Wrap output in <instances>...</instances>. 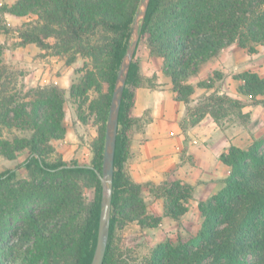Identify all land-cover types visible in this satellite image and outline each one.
<instances>
[{"label": "trees", "instance_id": "16d2710c", "mask_svg": "<svg viewBox=\"0 0 264 264\" xmlns=\"http://www.w3.org/2000/svg\"><path fill=\"white\" fill-rule=\"evenodd\" d=\"M138 4L139 0H16L10 6L0 5V14L34 15L17 30L18 45L35 44L89 60L90 69L71 85L69 94L80 97L93 88L96 94L88 109L98 123L88 164L54 153L50 141L66 132L62 93L53 85L10 93L9 82L2 79L0 56V155L14 159L26 150L15 167L0 172V264H90L100 211L96 170H101L104 126ZM0 30L9 31L4 25ZM140 42L151 56L162 58V72L176 98L185 104L182 128L205 115L220 125L232 117L247 123L249 115L242 113V107L264 106V75L255 72L233 75L239 81L238 92L248 101L219 93L217 88L193 100L194 87L188 83L199 64L220 49L235 43L252 53L264 43V0H149L120 100L102 264H264V135L253 138L246 148L230 145L219 155L229 171L222 188L198 203L202 221L194 235L157 244L140 263L122 257L116 233L120 224L135 221L150 227L159 221L147 215L142 188L161 199L164 215L177 223L191 197L189 184L137 183L126 170L138 121L132 115L135 90L150 82L140 72L136 57ZM220 77L214 72L197 86L210 89ZM13 128L23 134H2L3 129ZM20 168L28 179H16ZM84 188L92 191L89 200L83 197Z\"/></svg>", "mask_w": 264, "mask_h": 264}, {"label": "crops", "instance_id": "0c3cea01", "mask_svg": "<svg viewBox=\"0 0 264 264\" xmlns=\"http://www.w3.org/2000/svg\"><path fill=\"white\" fill-rule=\"evenodd\" d=\"M155 60L159 63L156 66ZM149 61L154 62L153 66L142 71L146 76L154 75L155 79L153 84L135 90L132 115L138 121L131 134V156L126 170L137 183L177 180L189 184L191 197L181 222L190 211L198 210L200 201L222 188L229 168L220 161L219 155L230 145L246 148L253 138L264 135V106L245 104L241 111L249 115L247 123L232 117L220 125L205 115L193 126L182 128L185 104L176 98L170 79L162 72L160 59L150 57ZM214 71L221 74L216 82L219 93L248 101L246 95L238 92L239 81L233 75L243 71L264 75V43L257 44L252 53L232 43L201 62L196 74L188 79L194 87L193 100L215 89V85L210 89L197 86L198 81L211 78ZM151 198L153 204L162 206L161 199Z\"/></svg>", "mask_w": 264, "mask_h": 264}, {"label": "rangeland", "instance_id": "374dc122", "mask_svg": "<svg viewBox=\"0 0 264 264\" xmlns=\"http://www.w3.org/2000/svg\"><path fill=\"white\" fill-rule=\"evenodd\" d=\"M14 2L16 0H0V5L7 4L10 6ZM31 20H34L32 14L25 16L8 13L0 14V25H4L9 29L7 33L0 30V56L1 64L4 67L2 79L9 82L8 89L10 93L16 89L21 90V93H29L43 86L53 85L57 87L64 99L65 114L63 121L66 132L62 138L52 139L50 144L54 149V153H58L63 159H75L78 163L88 164L92 154L90 142L96 136L98 126L96 115L89 111L88 103L96 92L91 88L80 97H72L69 93L71 85L77 83L80 76L87 69H90L89 60L80 54L72 55L71 52L57 54L51 48H40L35 44L18 45L17 30L24 22ZM49 42L53 43L54 40L49 39ZM136 57L140 61V72L142 74L143 69L147 70L149 66L154 64V62L149 61L150 57L159 58L162 69V58L151 56L144 42L138 44ZM158 64L155 60V66ZM217 74L221 76L220 72H217ZM143 75L150 79V82L146 83L147 85L153 84L154 75ZM214 85L215 88L219 86L216 82H213ZM103 89H106V86ZM79 104L81 108H79ZM2 134L11 137L12 134L21 136L23 132L13 128L11 132L3 129ZM25 151L19 152L14 159H7L0 155V172L15 167L24 158ZM16 179L22 180L28 179V177L20 168L17 170ZM147 190L145 187L141 191L146 203V213L151 217H159L158 223L155 226L142 227L137 222L132 221L120 224L116 230L117 238H119V251L122 257L128 258L132 263H140L148 258L151 250L159 243L164 241L175 243L178 237L185 238L194 235L202 221L200 212L196 210L194 212L190 211L188 217L178 224L173 222L170 217L164 215L163 209L161 210L162 206L160 207L157 203L153 204V199L149 196ZM91 196L92 191L84 188L83 197L89 200Z\"/></svg>", "mask_w": 264, "mask_h": 264}, {"label": "water", "instance_id": "95a60500", "mask_svg": "<svg viewBox=\"0 0 264 264\" xmlns=\"http://www.w3.org/2000/svg\"><path fill=\"white\" fill-rule=\"evenodd\" d=\"M148 2L149 0H139V4L131 25L130 36L120 60L111 91L107 117L104 126L101 170H96V174L101 183V200L96 242L90 264H102L107 245L113 188V159L120 100L129 65L139 39L140 28L147 10Z\"/></svg>", "mask_w": 264, "mask_h": 264}]
</instances>
